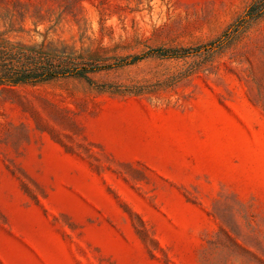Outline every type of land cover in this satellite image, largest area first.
Returning <instances> with one entry per match:
<instances>
[{"label":"rangeland","instance_id":"374dc122","mask_svg":"<svg viewBox=\"0 0 264 264\" xmlns=\"http://www.w3.org/2000/svg\"><path fill=\"white\" fill-rule=\"evenodd\" d=\"M252 2L0 0V36L127 57L0 86V264H264V13L219 41Z\"/></svg>","mask_w":264,"mask_h":264},{"label":"trees","instance_id":"16d2710c","mask_svg":"<svg viewBox=\"0 0 264 264\" xmlns=\"http://www.w3.org/2000/svg\"><path fill=\"white\" fill-rule=\"evenodd\" d=\"M263 13L264 0H253L243 15L219 37V41H229ZM152 52L166 55V51L161 48L153 49ZM141 58L142 55H133L131 63ZM116 60L118 63L85 59L61 40L23 43L0 36V86L39 83L60 77H79L92 82L91 73L111 68L115 64L123 65L127 62V57Z\"/></svg>","mask_w":264,"mask_h":264}]
</instances>
